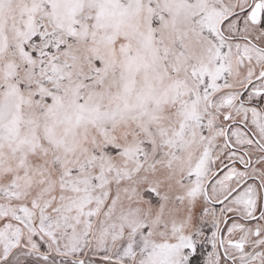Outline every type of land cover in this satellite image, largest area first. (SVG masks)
<instances>
[{
  "label": "snow or ice",
  "instance_id": "obj_1",
  "mask_svg": "<svg viewBox=\"0 0 264 264\" xmlns=\"http://www.w3.org/2000/svg\"><path fill=\"white\" fill-rule=\"evenodd\" d=\"M0 264H264V0H0Z\"/></svg>",
  "mask_w": 264,
  "mask_h": 264
}]
</instances>
